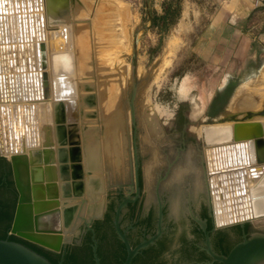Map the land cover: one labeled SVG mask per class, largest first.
I'll return each mask as SVG.
<instances>
[{"label": "rangeland", "instance_id": "rangeland-1", "mask_svg": "<svg viewBox=\"0 0 264 264\" xmlns=\"http://www.w3.org/2000/svg\"><path fill=\"white\" fill-rule=\"evenodd\" d=\"M166 1L63 0V6L57 5L61 12L57 11L59 14L56 12V16L63 22L70 21L71 31L73 28L77 31L82 29V43L78 47L81 49L82 46L89 56L83 57L85 62L82 65L88 63L90 70L88 75L81 76L79 83L81 95L76 120L67 123L65 104L59 102L55 105L56 142L55 148H51L56 151L54 166L57 167L60 191L57 197L62 207L71 208L65 216L66 223H70L80 206L78 198L83 200L80 215L87 218L91 214L96 215L100 209L103 212L105 203L112 198L117 187L127 194L132 172L133 140L141 169V218L149 206L155 208L154 190L158 189L163 196L164 226L168 228L170 238L161 258L171 264H190L188 256L180 248L184 237L189 236L190 218L186 208L196 217L193 211L197 212L200 204L209 207L210 202L201 126L222 119L241 88L260 102L264 115V44L259 43L256 33L250 28L246 14L239 17L232 13L235 8L231 0H178L177 13L162 22L157 16L162 15L161 3ZM152 18L156 26H149ZM118 33L122 34L121 44H114ZM91 54H94L93 58ZM107 63V66L115 64L118 72L128 71L124 96L119 100L123 114L124 161L118 167L109 157L103 159L100 153L102 142L108 139L109 123L104 117L100 118L102 113L97 111L96 93L104 87L106 78L118 73L110 72ZM102 67L106 71H102ZM131 105L134 128L130 125ZM150 113L157 120L161 134L151 135L158 143L154 145L158 161L147 179L145 167L152 162L153 151L152 147L143 144L142 137L145 124L152 121L150 116L151 120L146 117ZM90 137L97 147L94 167L88 157ZM43 148L46 149L45 146L38 149L41 151ZM33 153L39 165L38 158L42 155ZM180 170L185 171L175 175ZM158 179L161 180L157 183ZM103 189L105 194H101ZM245 224L248 225V234H264V218ZM81 226L78 220L77 231ZM232 226L236 225L220 229L229 242L236 239Z\"/></svg>", "mask_w": 264, "mask_h": 264}, {"label": "bare ground", "instance_id": "bare-ground-1", "mask_svg": "<svg viewBox=\"0 0 264 264\" xmlns=\"http://www.w3.org/2000/svg\"><path fill=\"white\" fill-rule=\"evenodd\" d=\"M230 3L233 5L234 1ZM51 5L46 0H0V153L6 158L14 153H24L31 159H35L32 152L41 154L43 157L39 155V165L36 163L30 167L32 179L48 184L51 194L60 196L57 167L54 166V107L63 102L67 123L76 120L81 95L79 83L81 76L88 75L90 68L88 63L82 65L85 62L83 57L89 56L82 46L81 49L78 47L82 43V29L77 31L73 28L71 31V22L61 21L56 16V12L61 10ZM116 35L117 40L114 39L113 43L121 44V35ZM78 50L81 51L77 53ZM94 54H91L92 58ZM111 59L114 61L115 58ZM112 66H107L110 72H118L117 67ZM105 68L102 67V71ZM122 71L106 78V84L96 93L97 111L102 113L100 118L104 117L109 123L108 139L101 141L100 153L103 159L109 157L115 167L123 160V114L119 100L125 90L128 71ZM241 90L222 119L214 124L202 125L200 129L206 163L204 172L214 204L211 209L215 226L264 218V115L260 102L254 100L251 93ZM149 116L152 121L145 124L142 137L143 144L152 147L153 151L152 162L145 167L147 179L158 161L154 148L158 143L151 135L161 134L157 120L152 113L146 114V117ZM89 140L88 157L94 167L97 147L91 137ZM40 146L46 149L40 151ZM190 159L189 155L188 165ZM184 171L180 170L175 175L179 176ZM56 215L40 218L39 227H59L65 216Z\"/></svg>", "mask_w": 264, "mask_h": 264}, {"label": "water", "instance_id": "water-1", "mask_svg": "<svg viewBox=\"0 0 264 264\" xmlns=\"http://www.w3.org/2000/svg\"><path fill=\"white\" fill-rule=\"evenodd\" d=\"M61 0H46L54 6ZM49 8V6H48ZM151 25V19H149V26ZM41 44L39 45V50L42 51ZM5 92V91H4ZM134 116L133 107L130 106V125L134 128ZM134 134V133H133ZM132 172L131 178L135 185V196L130 198L126 196L118 203L114 210L112 225L113 230L119 241L122 243L125 256L121 264H130L133 257L141 250L145 249L149 245H152L161 235L162 228V202L158 196L157 189L154 191V198L156 204V222H155V232L153 235L146 239H142L135 246L131 247L126 240L123 232L120 231L118 225V219L121 210L126 206L127 203H132L134 199L138 196L137 188V162H136V152L134 148V141L132 140ZM2 157L10 167L11 179L13 183V188L16 193V202L13 210L12 220L8 229V236H12L23 242L36 246L42 250L59 254L66 244H69L72 236L78 234L77 231L78 220L81 221L82 227L88 231L92 232L90 224L92 220L100 217L102 210L100 209L96 215L91 214L87 218L80 215L81 206L83 204L82 198H78L80 206L78 207L73 219L70 223H66V220L62 218L59 227L57 228H41L38 225V220L42 217L57 214L56 216H67L70 211V207H62L60 205V200L54 194H51L50 186L48 184L43 185L41 182H35L32 179V174L30 167L32 164H36V159H31L24 153H14L8 158ZM101 194H105V190L101 191ZM209 213L212 218V209L210 202ZM186 212L195 224L198 225L201 231H204L205 224L204 221L199 220L194 217L187 207ZM60 218V217H59ZM66 218V217H65ZM62 222V223H61ZM249 221L236 222L223 226H215L213 222V227L215 229L225 228L230 225H238L240 229L243 228L244 224ZM77 233V234H76ZM92 239V237H91ZM92 258L93 263L98 264V259L95 254V242L92 239ZM204 252L210 259L214 262L220 264H264V234L259 232H254L248 234L246 237L242 234L241 240L234 244L226 255L215 254L209 244V239L207 235H204L203 240ZM0 264H51L43 256L32 251L25 245L8 240H0ZM60 264V263H58Z\"/></svg>", "mask_w": 264, "mask_h": 264}, {"label": "flooded vegetation", "instance_id": "flooded-vegetation-1", "mask_svg": "<svg viewBox=\"0 0 264 264\" xmlns=\"http://www.w3.org/2000/svg\"><path fill=\"white\" fill-rule=\"evenodd\" d=\"M63 0L59 1L56 6L58 7L63 6ZM136 152V162H137V188H138V196L134 199L132 203H127L126 206L121 210L119 219H118V225L121 232L124 233L126 240L128 241L129 245L131 247L135 246L137 243H139L142 239H146L149 236L153 235L155 232V222H156V204H155V210L149 206L146 210V213L142 216V210H143V198H142V184H141V169L139 165V158L137 151ZM204 159V158H203ZM0 160L4 161L8 167L7 172L9 174L8 180L11 181V187L10 190L14 192L15 194V200H14V206L16 202V193L13 188V183L11 179V172L9 164L0 157ZM0 162V191L5 185H6V172L3 164ZM203 164L206 166L205 160H203ZM206 167L204 168V171ZM158 179L157 183L159 182ZM156 189V188H155ZM127 194H124L120 187H117L115 189L114 195L112 198L110 197L108 201L104 205V210L101 213L100 217L92 220L90 224V228L92 232L86 231L82 226L79 229V232L77 235L72 236L71 241L69 244H66L63 246L61 252L59 253V256L57 260L55 261V264H72L73 260L76 258L74 255L76 253L81 252L82 250L89 249L92 264L93 258H92V252L91 247L93 245L92 239L95 242V254L98 259V264L104 261L107 264H121V256H125V251L123 248L122 243L119 241L118 237L114 233L112 220L114 215V210L119 202L126 196H129L130 198L135 196V185L131 178L129 185L127 186ZM155 191V190H154ZM208 196L210 205L214 206L212 200H211V190L210 187L207 186ZM158 196L162 202V222H161V228L162 232L160 237L152 244L146 247L145 249L139 251L134 257L136 258L135 261L132 264H157V263H164V264H171L167 263L164 260H162L161 256L163 253L167 250L170 238H168V228L164 226V217H165V205L163 203L162 194L159 193L157 189ZM155 200V198H154ZM1 207V205H0ZM14 210V208H13ZM194 215L201 221H204L205 228L204 231H201L197 224H195L192 220L188 219V222L190 223L189 228V236L188 238L185 236L183 244L180 246L185 252V255L189 258L190 264H220L217 262H214L210 259L209 256H207L204 252V246H203V240L204 235H207L209 239V244L211 250L217 254V255H226L227 252L230 250V248L239 242L241 240L242 234L245 235V237L248 235V225L244 224L243 228L240 229L238 225L232 226L231 229L234 230L236 234V239L234 241L229 242L228 238L226 237L223 230H220L221 228L215 229L213 227V222L209 213V208L205 204H200L199 210L197 212H194ZM13 216V214H12ZM213 218V217H212ZM216 219V218H215ZM12 220V219H11ZM125 221V225H123V222ZM216 223V220H215ZM217 225V223H216ZM221 226V225H217ZM109 227L112 228V233H109L106 231L109 229ZM3 228L0 226V232H2ZM8 233V232H7ZM6 235L2 237V234H0V237L2 239L0 240H8V241H14L19 239H16L14 237H10ZM133 233H136L135 238L133 237ZM92 237V239H91ZM196 240V241H195ZM88 251V250H87ZM48 253V257L51 258V252L45 251ZM124 259V258H123ZM132 259V260H133ZM131 260V262H132ZM123 261V260H122ZM130 262V264H131ZM188 262V261H187Z\"/></svg>", "mask_w": 264, "mask_h": 264}, {"label": "trees", "instance_id": "trees-1", "mask_svg": "<svg viewBox=\"0 0 264 264\" xmlns=\"http://www.w3.org/2000/svg\"><path fill=\"white\" fill-rule=\"evenodd\" d=\"M161 10H162V15L157 16V18L163 22L168 17L173 16L177 13L178 0H168L166 2H162L161 3ZM154 22L155 21H153V18H152L151 19V25L152 26H156L154 24ZM0 162L3 164V166L5 168V172H6L5 178L7 180L6 185L3 187V188H5V190L1 189V191H0V205H1V207H0V226L3 228L2 232H0V234H2V237H4L6 235V233L8 232V229H9V226L11 223L13 208H14L15 194H14V192H12V190H10L11 181L8 180L9 174L7 172V168H8V167H6L7 164L2 160H0ZM106 231H108L109 233H112V228L109 227V229H107ZM0 239H2V238L0 237ZM14 241L25 245L26 247H28L32 251L43 256L51 264H55V261L57 260V258L59 256V254H51V256H50L51 258H49L47 252H44V250H42L36 246H33V245L28 244V243L23 242V241H18V240H14ZM87 250H82L81 252L76 253V255H74V257L76 256V258L73 260L72 264H92L90 251H89V249H87ZM123 258H124V255L121 256L120 262H122ZM135 259L136 258H134L132 260L131 264L135 261ZM101 263L107 264L106 262L104 263V261H102V259H101ZM157 264H164V263L161 262V263H157Z\"/></svg>", "mask_w": 264, "mask_h": 264}, {"label": "crops", "instance_id": "crops-1", "mask_svg": "<svg viewBox=\"0 0 264 264\" xmlns=\"http://www.w3.org/2000/svg\"><path fill=\"white\" fill-rule=\"evenodd\" d=\"M232 1V0H231ZM230 1V2H231ZM232 13H237L239 17L246 14L250 28L254 30L259 39V43L264 44V1L257 7L254 6L253 0H233ZM231 13V12H229ZM242 32V31H241ZM251 40H247L250 42ZM245 45V44H244Z\"/></svg>", "mask_w": 264, "mask_h": 264}, {"label": "built area", "instance_id": "built-area-1", "mask_svg": "<svg viewBox=\"0 0 264 264\" xmlns=\"http://www.w3.org/2000/svg\"><path fill=\"white\" fill-rule=\"evenodd\" d=\"M264 0H253V4L255 7L259 6Z\"/></svg>", "mask_w": 264, "mask_h": 264}]
</instances>
